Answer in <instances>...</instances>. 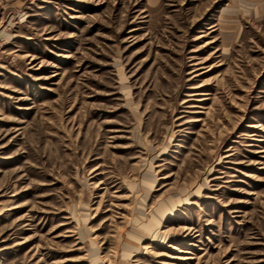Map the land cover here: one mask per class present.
Masks as SVG:
<instances>
[{
    "label": "rangeland",
    "instance_id": "obj_1",
    "mask_svg": "<svg viewBox=\"0 0 264 264\" xmlns=\"http://www.w3.org/2000/svg\"><path fill=\"white\" fill-rule=\"evenodd\" d=\"M0 264H264V0H0Z\"/></svg>",
    "mask_w": 264,
    "mask_h": 264
}]
</instances>
